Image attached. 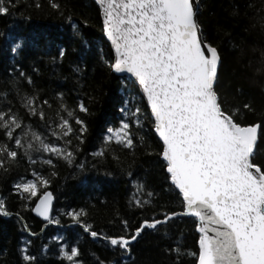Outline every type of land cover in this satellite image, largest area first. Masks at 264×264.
<instances>
[{
  "label": "snow or ice",
  "instance_id": "obj_1",
  "mask_svg": "<svg viewBox=\"0 0 264 264\" xmlns=\"http://www.w3.org/2000/svg\"><path fill=\"white\" fill-rule=\"evenodd\" d=\"M19 2L0 0V15L18 10ZM94 2L102 21L101 32L110 42V55L105 58L101 50L100 63L109 72L119 74L122 90L146 101L150 112L145 115L138 103L125 99L120 108L123 118L117 126L106 128L100 147L89 153L95 162L78 161L88 131L80 116L88 114V107L79 98L83 94L69 106L63 94L57 92L53 97L55 119L46 118L45 108L52 109V103L41 99L32 78L19 71L18 77L8 82L7 92L0 93L4 97L0 100V170L7 173L10 167L6 165H16L21 160L30 166L28 175L13 184V191L22 201L34 202L31 211L37 217L60 225V219L52 215L55 197L49 190L57 176L54 161L75 165L77 174H87L107 157L109 145L134 155L137 143L144 145V137L134 135L133 128L142 129L147 120L161 142L157 155L167 179L162 191L179 199L181 211H168L166 205L159 204L158 213L141 219L135 229H130L127 219H120V235L95 230L83 208H70L61 215L93 240L118 250L122 257L131 255L133 243L142 234L159 233L178 217H190L199 234L198 250H185L177 241L172 248L177 261L191 256L193 264H264V118L242 123V110L256 112L251 103L226 106L221 84L223 56L209 42L200 23L201 0ZM48 5L63 15L56 0H48ZM65 19L73 35L80 37L87 48L88 42L71 16ZM82 23L87 26L86 20ZM261 26L264 28V24ZM0 37L14 56L24 47L22 38L4 33ZM64 55L65 49L60 47L53 62ZM73 71L82 74L85 69L78 65ZM24 84L29 88L25 89ZM236 91L239 93L240 89ZM88 99L91 101L92 97ZM32 118L39 121L38 127H33ZM112 159L119 160L116 155ZM36 165L47 166V171L42 173L33 167ZM104 175L111 173L105 171ZM127 175L131 177V172ZM133 188L131 207L143 210L154 205L156 192L137 181H133ZM11 215L5 199L0 198V216ZM24 230L27 231L26 225ZM164 235H168L166 230ZM43 251L47 254V249ZM20 252L25 264H36V256L29 254L27 247ZM59 254L67 264H82L76 246H60ZM98 264L105 262L99 260ZM122 264L129 262L123 260Z\"/></svg>",
  "mask_w": 264,
  "mask_h": 264
},
{
  "label": "trees",
  "instance_id": "obj_2",
  "mask_svg": "<svg viewBox=\"0 0 264 264\" xmlns=\"http://www.w3.org/2000/svg\"><path fill=\"white\" fill-rule=\"evenodd\" d=\"M56 2L63 15L52 10L48 0H20L18 10H13L10 15H0V33L24 40V47L14 56L9 44L0 37V93H6L8 82L18 77L19 71H24L32 78L40 98H47L52 103V109L45 108V115L53 120L56 110L53 97L57 92L63 94L69 106L82 93L79 98L88 107V114L80 116L88 131L78 161L86 160L91 164L95 158L89 153L100 147L106 128L117 126L123 118L120 108L125 99L138 103L145 115L150 110L138 95L130 96L122 90L119 75L109 72L100 63L101 50L108 58L110 44L101 32L102 21L94 0ZM201 3L202 28L209 42L218 47L223 56L221 84L222 94L227 98L226 106L250 102L256 112L242 110L240 120L242 123L258 122L264 118L261 115L264 112V58L261 57L264 52V28L261 26L264 24L261 19L264 18V0H201ZM36 4L40 7L36 8ZM69 15L83 40L88 42L87 48L80 37L73 35V29L65 19ZM85 20L87 26L82 23ZM60 47L65 49V55L53 62ZM78 65L85 69L82 74L73 71ZM23 87L29 88L27 84ZM237 89H240L239 93ZM3 99L0 96V100ZM13 104L15 111V101ZM20 111L23 113L22 109ZM30 122L33 127L39 125L35 118ZM137 133L144 137V145L137 143L134 155L119 146L109 145L107 157L87 174H77L75 165L69 167L62 161H54L57 176L52 179L49 190L55 197L52 215L60 219V225L48 227L46 222L33 215L34 202L22 201L13 191V184L28 175L27 161L6 165L10 167L7 173L0 170V198L5 199L7 210L12 213L9 217L0 216V264H25L20 252L25 247L29 254L36 256V264H67L59 254V247L63 245L78 247V259L82 264H98L99 260L105 264H122L123 260L129 264H193L194 257L183 256L177 261L176 253L172 251L177 241L185 250H198L199 234L190 217H178L159 233L142 234V238L132 245L131 255L122 257L118 250L111 249L103 241L93 240L61 215L70 208H83L95 230L120 235V219H127L130 229H135L141 219H150L158 213L159 204L166 205L168 211H181L179 199L162 191L167 187V179L161 167L162 160L157 155L161 142L152 125L144 120L142 129L133 128V134ZM112 155L119 160L114 161ZM33 167L42 173L47 171V166ZM105 171L111 175H104ZM133 181L144 183L147 189L158 194L152 207L141 210L130 206L135 191ZM22 220L30 233H36L35 236L26 233ZM43 249H47V254Z\"/></svg>",
  "mask_w": 264,
  "mask_h": 264
},
{
  "label": "water",
  "instance_id": "obj_3",
  "mask_svg": "<svg viewBox=\"0 0 264 264\" xmlns=\"http://www.w3.org/2000/svg\"><path fill=\"white\" fill-rule=\"evenodd\" d=\"M109 44H110V42H108ZM119 75V74H118ZM145 103H146V101H145ZM150 110V109H149ZM54 202H55V200L53 201V205H54ZM33 215L36 217V218H38V219H40V220H42L43 221V219L41 218V217H37L36 215H35V213L33 212ZM22 222H23V224L25 225V223H24V221L22 220ZM44 222H46V221H44ZM47 223V222H46ZM54 224H48L47 223V226L48 227H51V226H53ZM26 233L28 234V235H30V232H29V230H28V228H27V231H26ZM135 243V242H134ZM133 243V244H134Z\"/></svg>",
  "mask_w": 264,
  "mask_h": 264
}]
</instances>
